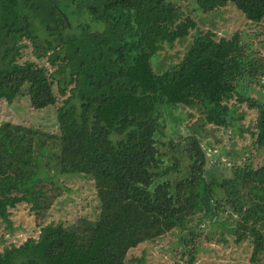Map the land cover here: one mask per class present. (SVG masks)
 <instances>
[{"label":"trees","instance_id":"obj_1","mask_svg":"<svg viewBox=\"0 0 264 264\" xmlns=\"http://www.w3.org/2000/svg\"><path fill=\"white\" fill-rule=\"evenodd\" d=\"M195 1L203 13L231 2L247 19L264 20V0ZM196 25L170 0H0V100L12 102L24 86L34 109L65 95L56 131L0 121V217L12 228L20 203L43 217L57 194L55 173L89 176L99 201L95 218L7 238L0 264H125L129 249L175 227L191 231L194 213L196 224L212 219L222 201L236 215L233 241H250V262L264 264V164L234 163L230 175L208 176L199 132L170 126L183 118L174 110L195 105L205 123L235 126L227 100L236 94L255 109L251 143L264 147V101L237 89L262 74L264 57L246 52L238 32L216 37L208 28L155 71L151 56ZM29 45L42 62L19 61Z\"/></svg>","mask_w":264,"mask_h":264},{"label":"rangeland","instance_id":"obj_2","mask_svg":"<svg viewBox=\"0 0 264 264\" xmlns=\"http://www.w3.org/2000/svg\"><path fill=\"white\" fill-rule=\"evenodd\" d=\"M180 6L184 14L191 15L197 22L195 28L182 38L177 39L172 46L167 44L157 54L151 56L152 67L159 72L170 62L181 58L193 35L212 28L217 36H231L238 32L244 50L264 57V20L252 21L231 2L218 7L209 13H203L195 0H170ZM92 29L102 30L103 24H91ZM42 36V32H41ZM32 46L22 50L19 61L34 59L42 62V58L34 56ZM48 68H53L48 66ZM237 89L244 96L264 101V71L257 79L238 83ZM57 94V91H56ZM65 96V95H64ZM63 95H58L57 104L40 109H34L29 102L26 87L12 102L0 100V121L10 120L14 123L33 125L45 130L56 131L57 106L62 102ZM227 103L232 108L235 126H219L205 123L202 107L195 105L174 110L173 114L182 116L177 121H171V128L175 132L183 133L185 128L196 129L199 132L201 143L207 149L208 164L206 173L211 172L216 177L228 176L232 172L233 164H244L246 161L254 166L264 164V147L256 148L251 143L252 130L255 123L256 111L250 108L246 100L239 101L234 94ZM186 115V116H184ZM200 126L192 128L191 126ZM163 149L164 146L161 145ZM226 150V151H225ZM56 197L52 199L50 207L43 217L33 218L29 214L25 203L17 204L11 208L10 219L13 227L8 228L6 222L0 217V249L3 243L20 241L28 235H35L40 225L49 222H63L69 224L77 217L95 218L98 215L99 201L96 195L93 180L83 174L55 173ZM223 203L220 211L212 219L208 216L196 224L198 214L194 213L188 229L175 227L163 235L152 240L139 243L129 249L125 264H135L141 257L140 264H253L249 260L251 243L248 240L234 242L229 231L234 221V214L229 204ZM230 212L233 213L230 216ZM234 216V217H233ZM217 218L216 220H213ZM193 259L191 260V258Z\"/></svg>","mask_w":264,"mask_h":264},{"label":"water","instance_id":"obj_3","mask_svg":"<svg viewBox=\"0 0 264 264\" xmlns=\"http://www.w3.org/2000/svg\"><path fill=\"white\" fill-rule=\"evenodd\" d=\"M61 12H62V14H63V16H64V18H65V20H66V23H67L68 25H70L67 15H66L63 11H61Z\"/></svg>","mask_w":264,"mask_h":264}]
</instances>
